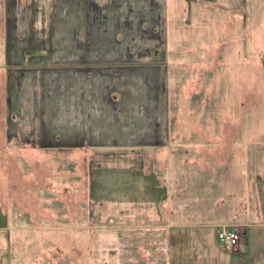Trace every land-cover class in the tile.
<instances>
[{
  "label": "rangeland",
  "instance_id": "obj_1",
  "mask_svg": "<svg viewBox=\"0 0 264 264\" xmlns=\"http://www.w3.org/2000/svg\"><path fill=\"white\" fill-rule=\"evenodd\" d=\"M262 190L264 0H0V264H230Z\"/></svg>",
  "mask_w": 264,
  "mask_h": 264
},
{
  "label": "crops",
  "instance_id": "obj_2",
  "mask_svg": "<svg viewBox=\"0 0 264 264\" xmlns=\"http://www.w3.org/2000/svg\"><path fill=\"white\" fill-rule=\"evenodd\" d=\"M86 52L87 49L85 53ZM86 56L87 55H85L84 58H86ZM226 206L228 209L232 208V204L230 206L227 204ZM240 208H244L243 210L245 215H248H246V218L242 220L235 218L234 220L230 221L231 226L237 227L242 231V239L240 244L236 248L228 249L229 251L226 250V253L231 256L230 264H264V191L262 190L260 192L259 198L254 202L241 206ZM234 212L236 211L234 210ZM242 212L243 211H241V213ZM229 213L233 214L231 212ZM6 218V216L0 217V225H7ZM254 222L258 223L260 228H262L260 233L250 232L249 226L250 224L253 225ZM6 230V226L0 227V243L3 245L6 238ZM2 252L3 251L0 250V254ZM5 255H7V253H4L3 255V262L6 258Z\"/></svg>",
  "mask_w": 264,
  "mask_h": 264
},
{
  "label": "built area",
  "instance_id": "obj_3",
  "mask_svg": "<svg viewBox=\"0 0 264 264\" xmlns=\"http://www.w3.org/2000/svg\"><path fill=\"white\" fill-rule=\"evenodd\" d=\"M219 242L228 249L236 248L242 238V231L237 227L222 225L217 230Z\"/></svg>",
  "mask_w": 264,
  "mask_h": 264
},
{
  "label": "trees",
  "instance_id": "obj_4",
  "mask_svg": "<svg viewBox=\"0 0 264 264\" xmlns=\"http://www.w3.org/2000/svg\"><path fill=\"white\" fill-rule=\"evenodd\" d=\"M2 19H3V18H2ZM3 23H4V24H7V20H5V18L3 19ZM6 26H7V25H3L2 31L4 30V32H5V30H6ZM32 52H36V51H34V50H33V51H27V53H32Z\"/></svg>",
  "mask_w": 264,
  "mask_h": 264
},
{
  "label": "bare ground",
  "instance_id": "obj_5",
  "mask_svg": "<svg viewBox=\"0 0 264 264\" xmlns=\"http://www.w3.org/2000/svg\"><path fill=\"white\" fill-rule=\"evenodd\" d=\"M239 244H240V242H239Z\"/></svg>",
  "mask_w": 264,
  "mask_h": 264
}]
</instances>
